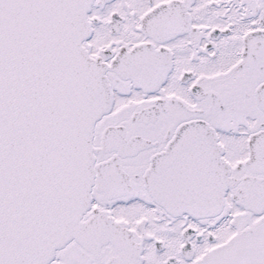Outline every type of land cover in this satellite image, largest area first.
Returning <instances> with one entry per match:
<instances>
[{
	"label": "snow or ice",
	"instance_id": "6c2138e0",
	"mask_svg": "<svg viewBox=\"0 0 264 264\" xmlns=\"http://www.w3.org/2000/svg\"><path fill=\"white\" fill-rule=\"evenodd\" d=\"M0 264H264V0H0Z\"/></svg>",
	"mask_w": 264,
	"mask_h": 264
}]
</instances>
